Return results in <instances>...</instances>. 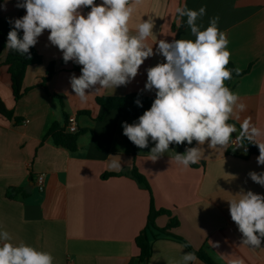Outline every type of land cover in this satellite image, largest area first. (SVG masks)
<instances>
[{
    "label": "crops",
    "instance_id": "crops-1",
    "mask_svg": "<svg viewBox=\"0 0 264 264\" xmlns=\"http://www.w3.org/2000/svg\"><path fill=\"white\" fill-rule=\"evenodd\" d=\"M16 4L17 0H0V19L12 24L26 15ZM184 4L196 11L206 6V15L196 21L201 30L210 18H220L218 28L226 33L231 52L228 65L243 72L231 80L229 89L239 96L238 103L247 106L243 112L236 109L228 123L239 130L243 120L251 117L261 130L257 142H264V0H141L134 5L130 34L135 35L137 26L149 19L154 28L146 44L154 52L159 40H194L187 17L175 12ZM90 10L79 11L86 16ZM48 36L45 30L38 38L35 48L42 61L27 67L20 100L13 99L7 67H0V99L13 112L12 119L0 114V231L10 233V242L50 253L53 264H183L184 253L190 252L185 243L202 250L215 264H230L237 258L244 264H264V238L260 248L242 244L228 203L238 199L235 194L241 190L264 195V186L249 176L253 171L264 173L258 155L245 152V145L212 149L207 142L199 145L194 140L191 145L186 142V148L202 149L199 163L187 168L178 164L175 152L183 154L186 148L177 151L171 145L153 161L150 151L155 143L150 138L148 147L140 149L123 135L122 123L138 122L139 117L123 120L114 110L103 112L96 98L129 93L154 96V89L144 87L147 69L165 62L164 57L147 58L126 86L88 90L87 101L81 102L74 96L70 77L81 75L72 65L82 66L73 61L58 65L40 85L48 63L63 59ZM5 57L6 50L1 61ZM64 115L75 117L77 129L84 130L75 151L44 137L52 123L64 124ZM14 117L21 121L15 122ZM237 134H232L233 140ZM113 160L122 167L111 168ZM132 167L144 176L150 191L128 175ZM38 174L44 177L41 191L35 183ZM151 198L156 209L166 211L155 218L156 227H166L171 219L177 225L165 234L150 231V256L141 263L135 238L146 226ZM195 264L205 263L197 259Z\"/></svg>",
    "mask_w": 264,
    "mask_h": 264
},
{
    "label": "clouds",
    "instance_id": "clouds-1",
    "mask_svg": "<svg viewBox=\"0 0 264 264\" xmlns=\"http://www.w3.org/2000/svg\"><path fill=\"white\" fill-rule=\"evenodd\" d=\"M140 3L141 0H102L99 5L95 0H17L16 6L25 9L26 15L11 22L6 47L24 56L47 30L49 42L62 52L63 61L82 66L80 76L70 77L74 96L81 102L87 101L91 94L88 90L126 86L147 58L161 55L165 62L147 69L144 86L147 91L155 90V99L138 122L122 123L123 135L140 149L148 147L150 138L155 143L150 151L153 161L169 151L173 143L191 145L195 140L199 145L207 142L212 149L226 150L230 143L243 147L247 141L258 146L257 163L264 165V142L256 140L261 130L251 117L243 120L239 130L228 123L236 109L243 112L247 106L238 103L239 96L225 85L233 71L239 75L240 69L227 68L231 52L226 33L218 28L220 18H210L208 27L201 30L196 21L206 15V6L198 11L186 4L177 6L175 12L180 18L187 17L186 24L195 39L159 40L154 52L146 44L153 35L152 20H143L136 34H130L128 25L134 5ZM82 7L91 9L86 16L79 11ZM21 30L22 37L18 35ZM135 103L142 106L139 100ZM233 133H238L234 140ZM201 156L199 147L186 148L183 154L175 152L176 162L185 168L199 163ZM110 167L120 169L122 165L113 160ZM249 176L264 186V173L253 171ZM235 195L239 198L228 201L229 212L242 233V244L260 248L264 238V195L251 190ZM11 239L8 231H0V264H53L50 253L23 242L13 244ZM197 259L195 253L186 252L182 262L195 264ZM230 264L244 261L237 258Z\"/></svg>",
    "mask_w": 264,
    "mask_h": 264
},
{
    "label": "trees",
    "instance_id": "trees-1",
    "mask_svg": "<svg viewBox=\"0 0 264 264\" xmlns=\"http://www.w3.org/2000/svg\"><path fill=\"white\" fill-rule=\"evenodd\" d=\"M13 25L9 22L0 19V55L3 51L6 50V57L4 61L0 59V67L6 66L7 72L9 74L10 80V89L13 95L14 101H18L22 98L25 93V90L22 89V81L25 74V71L28 66L31 65H38L41 63L42 58L40 54L37 52L35 46L30 48L28 54L24 56L20 55L19 53L9 50L6 47L8 33L12 30ZM18 35L22 37V31L18 32ZM68 63V62H67ZM63 61V59L59 60L58 62H50L48 63L45 75L41 78V86H44L45 82L51 78V76L55 73V70L58 65L67 64ZM228 69H233L231 65L227 66ZM72 69L74 70H81L80 67L77 65H72ZM243 74L241 72L239 75L233 71L232 78L227 81V87L230 88L231 80ZM54 97L59 98L61 106L63 107V101L57 95ZM155 99L154 96H144L140 93H129L122 96H102L96 98V103L103 112L114 110L118 113V115L123 119L126 120L127 118H137L143 115V113L150 109L152 102ZM139 100L142 106H138L135 101ZM84 114H88L87 111L82 112ZM0 114L7 117L8 119L13 118V112L11 110L6 109L4 103L0 99ZM64 124L60 125L57 122L52 123L44 137H50L56 146H60L63 148L68 149L69 151H75L77 148V140L78 137L84 132L83 129L77 130L75 133H70L66 131L65 126L68 123V117L64 115ZM15 122H20L21 119L14 117ZM177 151L185 150L186 142L182 145L171 144ZM245 147L247 148L248 154H255L259 156V149L258 146L255 144L247 143L245 141ZM194 165V164H192ZM128 175L136 181L138 186L150 191L149 185L142 174H140L135 167L129 171ZM104 176H112V174H107ZM166 213L163 209H156L153 205L152 198L150 201V209L147 216V222L145 228L141 231V233L135 238V244L139 249L138 260L141 263H144L148 260L150 256V239L149 234L150 231L156 230L159 234H165L167 230L172 228L173 226L177 225L176 219H171L170 222L164 228H158L155 225V218L160 215ZM185 245L189 248L190 252L196 254L198 259L203 261L205 264H215V262L202 250H194L192 249L187 243Z\"/></svg>",
    "mask_w": 264,
    "mask_h": 264
},
{
    "label": "built area",
    "instance_id": "built-area-1",
    "mask_svg": "<svg viewBox=\"0 0 264 264\" xmlns=\"http://www.w3.org/2000/svg\"><path fill=\"white\" fill-rule=\"evenodd\" d=\"M65 129H66V131H68L70 133H75L78 130L76 122H75V117H73V116L68 117V123L65 126ZM35 183H36L38 190L41 191L43 189V186H44L43 174H38L36 176Z\"/></svg>",
    "mask_w": 264,
    "mask_h": 264
}]
</instances>
